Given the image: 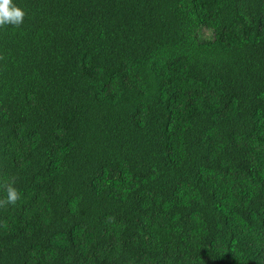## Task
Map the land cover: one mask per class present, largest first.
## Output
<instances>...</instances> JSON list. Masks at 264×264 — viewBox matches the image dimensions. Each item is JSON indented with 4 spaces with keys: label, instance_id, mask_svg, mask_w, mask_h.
<instances>
[{
    "label": "trees",
    "instance_id": "obj_1",
    "mask_svg": "<svg viewBox=\"0 0 264 264\" xmlns=\"http://www.w3.org/2000/svg\"><path fill=\"white\" fill-rule=\"evenodd\" d=\"M13 3L0 264H264V0Z\"/></svg>",
    "mask_w": 264,
    "mask_h": 264
},
{
    "label": "clouds",
    "instance_id": "obj_2",
    "mask_svg": "<svg viewBox=\"0 0 264 264\" xmlns=\"http://www.w3.org/2000/svg\"><path fill=\"white\" fill-rule=\"evenodd\" d=\"M25 13L13 0H0V25H19L23 21ZM7 197L0 201L3 204H15L19 198V192L11 184L6 186Z\"/></svg>",
    "mask_w": 264,
    "mask_h": 264
},
{
    "label": "rangeland",
    "instance_id": "obj_3",
    "mask_svg": "<svg viewBox=\"0 0 264 264\" xmlns=\"http://www.w3.org/2000/svg\"><path fill=\"white\" fill-rule=\"evenodd\" d=\"M202 36L205 38H208V37H210V33L204 29V30H202Z\"/></svg>",
    "mask_w": 264,
    "mask_h": 264
}]
</instances>
